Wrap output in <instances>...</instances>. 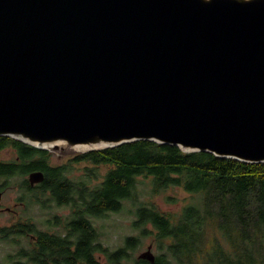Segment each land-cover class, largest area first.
<instances>
[{
    "label": "water",
    "instance_id": "95a60500",
    "mask_svg": "<svg viewBox=\"0 0 264 264\" xmlns=\"http://www.w3.org/2000/svg\"><path fill=\"white\" fill-rule=\"evenodd\" d=\"M3 136L264 163V0H0Z\"/></svg>",
    "mask_w": 264,
    "mask_h": 264
},
{
    "label": "trees",
    "instance_id": "16d2710c",
    "mask_svg": "<svg viewBox=\"0 0 264 264\" xmlns=\"http://www.w3.org/2000/svg\"><path fill=\"white\" fill-rule=\"evenodd\" d=\"M9 146L17 156L0 160L4 186L42 171L36 187L24 179L19 188L20 197L39 206L46 228L32 217L2 226L0 264H264V163L152 140L76 152L62 164L51 163L48 149L0 137V149ZM80 163L87 164L76 174ZM169 187L198 196L179 212H168L154 197ZM140 188H147V200L139 198ZM126 201L139 233L112 249L99 239L94 221L122 211ZM151 234L155 261L132 257L142 235Z\"/></svg>",
    "mask_w": 264,
    "mask_h": 264
},
{
    "label": "rangeland",
    "instance_id": "374dc122",
    "mask_svg": "<svg viewBox=\"0 0 264 264\" xmlns=\"http://www.w3.org/2000/svg\"><path fill=\"white\" fill-rule=\"evenodd\" d=\"M80 152V151H76ZM76 152H69L62 149L52 150L51 151V163L52 164H62L65 163L69 156ZM17 156V151L9 146L3 149L0 152V159L1 160H13ZM87 163H80L75 165L74 172L76 174H80V169L85 167ZM24 179H28V176H20L15 177L11 180L8 189L6 190L2 202L6 205H12L22 194V190L19 188V184L24 182ZM6 178L2 177L0 182L5 181ZM147 187V186H146ZM143 190L140 195L141 200H147L149 194L147 188ZM198 195L193 193H189L183 190L181 187H169L162 190L159 194L155 195V201L159 204L165 211L176 213L181 210V208L187 204L193 202ZM26 200V199H25ZM27 202V200H26ZM133 208L132 203L126 201L125 209L120 212H110L100 218H97L94 221V225L98 229L99 239L107 246L112 249L121 246L124 243V237L126 235H136L139 233V230L133 227V220L135 219L134 211L131 209ZM67 210H62L61 213H65ZM53 214V212L51 211ZM55 213V209H54ZM53 216V215H52ZM33 218L34 221L38 223V225L42 228H46V225L42 222L44 217L40 215V209L38 205L28 204L27 206H23L20 208V213L17 217H13L11 213L3 212L0 213V224L2 226L10 225L13 222H16L17 219L23 218ZM153 234L146 236L142 235V244L131 250L132 257H138L143 251L147 250V247L152 244L153 245V252L156 255L158 253L157 247L153 243ZM2 247L0 248V258L2 256ZM4 251V250H3ZM99 257L102 255L99 254ZM102 258V257H101Z\"/></svg>",
    "mask_w": 264,
    "mask_h": 264
},
{
    "label": "flooded vegetation",
    "instance_id": "af4514ba",
    "mask_svg": "<svg viewBox=\"0 0 264 264\" xmlns=\"http://www.w3.org/2000/svg\"><path fill=\"white\" fill-rule=\"evenodd\" d=\"M5 148L6 147L1 148L0 152ZM29 175H30V173L27 175L28 181H29ZM0 179L2 180V175L0 176ZM29 183L32 187H36L40 182L31 183L29 181ZM5 184H6L5 181L0 182V191L3 193L2 198H3L6 190L8 189L4 186ZM2 198L0 199V213L7 212V213H11L13 215V217H17L20 213V208L23 206H27V202H26L25 198H22V197H19L12 205H6L5 203H3ZM31 220L34 221L33 218H31ZM0 228H2V224H0Z\"/></svg>",
    "mask_w": 264,
    "mask_h": 264
}]
</instances>
